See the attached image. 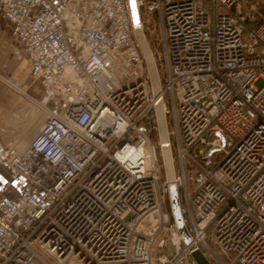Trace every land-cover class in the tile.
Returning a JSON list of instances; mask_svg holds the SVG:
<instances>
[{
  "label": "built area",
  "instance_id": "2783aa9c",
  "mask_svg": "<svg viewBox=\"0 0 264 264\" xmlns=\"http://www.w3.org/2000/svg\"><path fill=\"white\" fill-rule=\"evenodd\" d=\"M0 28L54 104L0 137L29 182L0 264H264V0H0Z\"/></svg>",
  "mask_w": 264,
  "mask_h": 264
},
{
  "label": "crops",
  "instance_id": "0c3cea01",
  "mask_svg": "<svg viewBox=\"0 0 264 264\" xmlns=\"http://www.w3.org/2000/svg\"><path fill=\"white\" fill-rule=\"evenodd\" d=\"M21 57L22 54L19 43L14 40L7 30L0 28V64L4 62L7 63L9 67H14L16 75H14L15 79H13V82H18L25 86L27 85L26 80L29 75L28 72L30 71V67L27 65L29 68L28 70L26 64L22 62ZM14 71H12V74ZM3 80H6V78L4 79V77L0 76V137L4 142L21 148L24 146L21 144L23 143L21 141H26L30 136V131H34L38 125L37 119L34 118L32 120V112L37 101L41 100V93L37 95L36 92V88L39 87L38 84L40 85V83L37 80V82L32 80L33 84H31L35 89V96L29 97V103H27L25 98L21 95L23 92L17 89L11 92L8 86L4 85ZM13 86L14 88L18 87L17 85V87L15 85ZM28 121L31 122L28 124Z\"/></svg>",
  "mask_w": 264,
  "mask_h": 264
},
{
  "label": "rangeland",
  "instance_id": "374dc122",
  "mask_svg": "<svg viewBox=\"0 0 264 264\" xmlns=\"http://www.w3.org/2000/svg\"><path fill=\"white\" fill-rule=\"evenodd\" d=\"M157 54V52H156ZM22 62H24L26 64V66L28 65L25 58L22 56ZM28 68V66H27ZM14 67H9L7 65V63L0 64V76L4 77V79L6 78V80H3L4 85L8 86V89L13 92L14 89H17L21 92H23V94H21L23 96V98H25L26 102L29 103V97H34L35 96V89L32 86V80H34L35 82H37L33 76L31 75V72L29 71V75L27 77V85L23 86L21 84H19L18 82H13L15 79L16 75V71H14ZM29 70V68H28ZM12 71H14V73L12 74ZM12 78V80H11ZM7 82V83H6ZM32 83V84H31ZM38 84V83H37ZM11 87H10V86ZM13 85H17V88H14ZM38 88H36V92L37 95H40L41 93V100L37 101V104L35 105V107L33 108V112H32V120L35 118L38 121V125L36 126L34 131H30V136L27 138L26 141H21L23 143H21L22 145H26L27 142L30 140L31 137H33V135L37 132L41 122L43 121V119L45 118L46 115V111L47 108L49 109H53L54 108V104H53V100L51 98V95L49 93V91H47L45 88L41 87L38 84ZM13 87V88H12ZM32 87V88H31ZM32 89V90H31ZM39 92V93H38ZM34 106V104H33ZM29 119V117H28ZM31 121H28V124ZM29 186V182L28 180H26L18 171H16L13 168L10 167H6V166H1L0 165V200H2L3 198L12 196L17 190L23 188V187H27ZM170 246H169V245ZM165 246V251H167L168 253L172 250L171 244L168 243Z\"/></svg>",
  "mask_w": 264,
  "mask_h": 264
},
{
  "label": "water",
  "instance_id": "95a60500",
  "mask_svg": "<svg viewBox=\"0 0 264 264\" xmlns=\"http://www.w3.org/2000/svg\"><path fill=\"white\" fill-rule=\"evenodd\" d=\"M168 188H169V192H168L169 205H170V210H171L173 220L180 234L182 235L184 242L188 244L189 236L187 235L185 227H184L177 186L175 183L170 182L168 184ZM191 256L197 264H212L210 260L203 254V252L200 249L192 250Z\"/></svg>",
  "mask_w": 264,
  "mask_h": 264
},
{
  "label": "bare ground",
  "instance_id": "6f19581e",
  "mask_svg": "<svg viewBox=\"0 0 264 264\" xmlns=\"http://www.w3.org/2000/svg\"><path fill=\"white\" fill-rule=\"evenodd\" d=\"M146 56H147L149 62L151 63V58H150L149 52H147V51H146ZM169 178L171 179V177H169Z\"/></svg>",
  "mask_w": 264,
  "mask_h": 264
},
{
  "label": "snow or ice",
  "instance_id": "6c2138e0",
  "mask_svg": "<svg viewBox=\"0 0 264 264\" xmlns=\"http://www.w3.org/2000/svg\"><path fill=\"white\" fill-rule=\"evenodd\" d=\"M133 7H134V4H133Z\"/></svg>",
  "mask_w": 264,
  "mask_h": 264
}]
</instances>
